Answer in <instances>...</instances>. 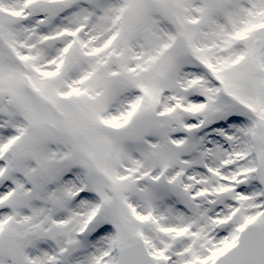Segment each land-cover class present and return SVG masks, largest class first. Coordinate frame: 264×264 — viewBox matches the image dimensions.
<instances>
[{"label": "snow or ice", "instance_id": "obj_1", "mask_svg": "<svg viewBox=\"0 0 264 264\" xmlns=\"http://www.w3.org/2000/svg\"><path fill=\"white\" fill-rule=\"evenodd\" d=\"M0 264H264V0H0Z\"/></svg>", "mask_w": 264, "mask_h": 264}]
</instances>
